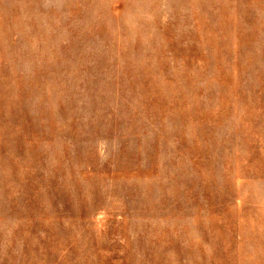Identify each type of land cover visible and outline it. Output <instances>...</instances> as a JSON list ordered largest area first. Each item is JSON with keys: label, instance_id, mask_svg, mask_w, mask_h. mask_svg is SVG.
Listing matches in <instances>:
<instances>
[{"label": "rangeland", "instance_id": "rangeland-1", "mask_svg": "<svg viewBox=\"0 0 264 264\" xmlns=\"http://www.w3.org/2000/svg\"><path fill=\"white\" fill-rule=\"evenodd\" d=\"M0 264H264V0H0Z\"/></svg>", "mask_w": 264, "mask_h": 264}]
</instances>
